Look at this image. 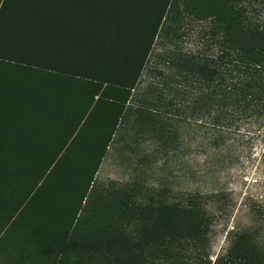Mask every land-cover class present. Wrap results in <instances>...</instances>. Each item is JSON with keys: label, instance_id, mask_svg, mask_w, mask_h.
<instances>
[{"label": "trees", "instance_id": "obj_1", "mask_svg": "<svg viewBox=\"0 0 264 264\" xmlns=\"http://www.w3.org/2000/svg\"><path fill=\"white\" fill-rule=\"evenodd\" d=\"M36 87L49 102L27 96ZM115 139L131 152L152 143L146 166L189 142L197 179L226 171L233 146L254 155L264 0H0V194L13 173L19 186L0 199V264H264V194L247 196L250 223L213 261L226 191L170 201L167 189L97 185Z\"/></svg>", "mask_w": 264, "mask_h": 264}, {"label": "rangeland", "instance_id": "obj_2", "mask_svg": "<svg viewBox=\"0 0 264 264\" xmlns=\"http://www.w3.org/2000/svg\"><path fill=\"white\" fill-rule=\"evenodd\" d=\"M194 32L196 30L193 28L187 31V34L192 36V38L187 37L184 41L187 48H193L195 44L193 39ZM36 70L34 73L41 78L48 74V71ZM45 85L46 83H44ZM63 86L62 80L57 79L54 89L59 90ZM31 94L27 96L34 97L39 104H46L51 99L50 97L48 98L49 93H39L38 87L34 88ZM63 112L64 110L61 109L58 110L57 114H63ZM184 145L180 156H177L180 158L176 156L173 158L172 156V160L166 164V159L159 156L152 158L150 165L146 166L143 163V157L154 149L152 143L143 142V144L138 145L139 147L135 152H131L124 148L121 141L119 142L115 139L96 175V184L117 187L126 185L143 186L144 188L155 190L167 189L170 201L177 199L180 194L193 193L197 189L202 194L209 195L216 191L225 190L229 195L227 196L228 200L229 198L232 199L231 208L229 209L230 211L232 210V214L231 217L224 216L218 220L213 227L211 259L214 261L216 256L224 253V250L228 247V233L237 224L245 226L250 223V213L245 206L247 196L257 193L264 194V170L260 164V158L257 156L264 150V144L260 143V146L255 148L253 151L254 155H251L248 149L245 150L240 146H233L226 171L220 172L217 178L202 175L198 179L190 176V172L202 166L203 157L195 155L193 144L187 142ZM180 160L179 167L178 163ZM260 171H263V173ZM14 176H16V173H13V176L11 175L14 180H9V184L3 190V193L0 194V199L4 196L7 199L16 197L19 186L16 185V182L14 183L16 179ZM214 183H219L220 186L217 185L215 187ZM15 236V234L12 235L10 241H14Z\"/></svg>", "mask_w": 264, "mask_h": 264}]
</instances>
